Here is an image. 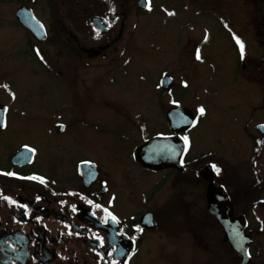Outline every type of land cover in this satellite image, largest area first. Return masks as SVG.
Here are the masks:
<instances>
[{"label": "flooded vegetation", "instance_id": "flooded-vegetation-1", "mask_svg": "<svg viewBox=\"0 0 264 264\" xmlns=\"http://www.w3.org/2000/svg\"><path fill=\"white\" fill-rule=\"evenodd\" d=\"M120 1L62 0L64 23L57 29L66 36L67 46L78 47L82 59H106L127 34L137 28L136 24H129L135 0H125L122 4ZM139 2L137 0L138 14L152 11L153 0L145 10L139 7ZM262 3L263 10L257 11V0H232L231 5L230 0H187L185 12L178 14L179 26L184 21L190 27H181L191 32L189 48L186 47L188 54L187 50L181 54L185 66H192L200 52L197 48L200 43L194 40L197 30L198 34L205 33L202 28L209 31V26L216 31L223 27L230 30L233 23L230 17L239 15V27L231 29L237 30L233 35L234 48L225 43L222 50L214 54L222 53L226 59L233 55L235 60L238 56L241 75L254 76L256 112L259 113H264V86L261 85L264 80V55L261 54V45H264L263 0ZM134 12L137 14V10ZM224 16L223 24H219L218 19ZM94 18L101 19L100 27L93 22ZM47 33L49 39L50 31ZM236 38L245 46L243 59ZM82 39H87L93 46L81 45ZM164 77L172 80L167 89L161 86ZM159 83L162 96L172 94L182 86L186 89L188 85L168 73L161 76ZM72 107H76L74 112L80 116L76 120L69 118L67 123L58 120L39 123L32 119L9 121V108L6 110L5 126L0 127V264H146L143 261L146 256L151 264L153 258L158 259L167 252L179 259L175 264H193L187 261V254L194 252L196 245L204 246L202 251L207 255L204 259L202 255L200 263L210 264L214 261V222L222 232L217 237L218 245L222 243L219 246L225 245V252L233 255V258L229 255L225 258L228 253L224 252L222 264H243L242 255L224 240V229L208 210L207 192L211 184L224 189L235 219L240 223L246 220L244 234L251 240L250 264H264V135L258 128L264 125L262 114L258 113L263 118L251 122L244 143L233 136L232 145L237 146L239 152H229L227 157L218 158L214 154L213 157L191 155L198 147V142L195 144L191 136L199 127L202 116L179 102L161 104L165 116L162 124L166 130L160 129L150 136L145 130V122L133 120H128L129 125L125 128L116 126L110 131L104 130L108 132L104 135L85 122L83 108L81 111L77 106H67L65 114L72 113ZM174 108L192 111L195 117L192 127L184 131L170 127L168 112ZM203 108L208 114V106L203 105ZM100 123L105 124L103 120ZM86 128L95 135L86 136ZM20 131L30 138L20 139L16 135ZM117 131H122L124 144L119 143L121 137ZM239 131L243 132V129ZM157 137L168 140L169 144L163 148L164 160L158 167H149L137 159L136 151ZM85 139L100 145L105 152L104 161L82 155ZM26 151L31 156L29 159L15 160ZM240 160L245 164L252 161L254 167L246 178L231 179L228 172L236 174L233 164ZM207 169V176H214L212 181L204 176ZM198 184L200 191H196ZM181 186L189 189L191 200L197 192L202 194L207 215L213 222L208 228L210 242L205 241L202 232L197 230L181 245L167 227V221L174 217L170 208L172 198L185 202L188 197L182 198ZM129 199L137 213L125 216L120 207ZM242 216L245 220L238 219ZM166 247H173L174 251L166 250Z\"/></svg>", "mask_w": 264, "mask_h": 264}, {"label": "rangeland", "instance_id": "rangeland-1", "mask_svg": "<svg viewBox=\"0 0 264 264\" xmlns=\"http://www.w3.org/2000/svg\"><path fill=\"white\" fill-rule=\"evenodd\" d=\"M124 1L121 0L120 4ZM186 1L153 0V9L146 14H138L137 0L134 4L132 1L133 12L129 24H136L137 28L132 29V33L129 32L106 59L92 61L82 59L78 47L67 46L66 36L57 29V26L64 23L62 1H1L0 105L9 108L8 120L32 119L39 123L57 120L66 122L69 118L76 120L80 116L74 112L76 107L70 108L72 113L69 114H65L68 111L64 110L67 106H77L79 110H84L85 122L91 123L104 135L108 134L104 130L110 131L116 126L125 128L129 125L126 122L133 120L145 122V130L150 136L160 129L166 130L162 124L165 116L160 109L161 104L176 101L202 116L199 127L191 136L195 144L198 142V147L191 151V155L213 157L214 154L220 158L227 157L229 152L238 153L237 146L232 145L233 136L236 141L244 143L245 132L251 128V122L263 118L259 114L264 116V113L256 112V80L254 76L246 78L241 75L239 57L236 56L235 60L230 55V59H226L222 53L217 56L214 54L220 52L225 43L234 48L233 35L237 30L231 29L239 27V15L236 18L230 17L233 22L230 30L221 27V31H216L210 26L209 31L202 28L201 31L205 32L203 34H198L197 30L194 40L200 43L197 48L201 58L192 66H185L181 54L187 50L186 47L189 48L191 32L181 27H190L186 22L183 21L179 26L178 14L185 12ZM21 7H28L35 12L50 31L49 39L38 43L18 24L16 12ZM260 9L263 10V3L257 0V11ZM136 10L137 14L134 12ZM223 19L226 16L217 22L223 24ZM80 44L87 48L93 46L87 39H82ZM261 46V54L264 55V45ZM164 73L173 74L176 80L188 83L186 89L182 86L172 94L160 95L162 91L159 80ZM261 85L264 86V80ZM203 105L208 106V114H205ZM201 108L204 109L203 114L199 111ZM102 120L104 125L100 123ZM242 129L243 132L239 131ZM92 134L89 129H85L86 136ZM16 135L20 139L30 138L23 131ZM117 135L121 137L119 143L124 144L122 131H117ZM84 143L86 148L82 155L104 161L105 152L98 143L89 139H85ZM233 167L237 172L229 171V177L235 179L239 176L244 179L249 176L254 165L252 161L245 164L240 160ZM199 186L196 191L201 190ZM180 191L182 198L186 195L188 197L184 199L185 202L177 197L172 198L170 208L174 217L167 221V227L175 233L181 245L197 230L202 232L205 241L210 242L208 228L213 226V222L207 215L202 194L197 192L191 200L186 186H181ZM129 200L123 201L120 207L125 216L137 213L136 207ZM220 233V227L214 222V240L211 241L212 245L214 243V261L210 264H222V259L228 255L233 258L232 254L225 252V245H222L223 248L219 246L222 243L218 245L217 237ZM169 248L174 249L166 247V250ZM203 249L204 246L196 245L194 252L188 251L187 261L201 264L202 255L203 259L207 257ZM224 252L228 253L224 255L225 258L222 257ZM169 254L167 252L158 259L151 257L154 260L151 264L177 263L179 259ZM147 257L143 261L149 264Z\"/></svg>", "mask_w": 264, "mask_h": 264}, {"label": "water", "instance_id": "water-1", "mask_svg": "<svg viewBox=\"0 0 264 264\" xmlns=\"http://www.w3.org/2000/svg\"><path fill=\"white\" fill-rule=\"evenodd\" d=\"M139 6L140 8H146L147 0H141ZM16 18L18 23L31 32L38 42H45L47 40L46 28L36 18L33 11L29 10L27 7H22L17 11ZM93 22L97 27H100L101 19L94 18ZM171 83V78L164 77L161 81V86L167 89ZM6 109L5 106L0 105V119L3 120L4 125ZM167 120L172 129L176 131H184L192 127L195 117L189 109L174 108L168 112ZM258 128L264 135V127L260 126ZM168 144V140H163L160 137L154 138L137 149V159L146 166L158 167V165L164 160L165 151L163 148ZM28 152L26 151L16 156L15 160L29 159L31 156L27 154ZM208 170L209 169L204 171V176L212 181L214 176L211 174L207 176L206 173ZM207 197L210 214L215 216L217 222L224 229V240L229 241L231 246L242 255L243 264H250L251 258L249 256V247L251 240L248 235L244 234V229L247 225L245 218L243 216L238 218L239 220H245L241 223L235 219L232 204L224 189L216 188L211 184L208 187Z\"/></svg>", "mask_w": 264, "mask_h": 264}, {"label": "snow or ice", "instance_id": "snow-or-ice-1", "mask_svg": "<svg viewBox=\"0 0 264 264\" xmlns=\"http://www.w3.org/2000/svg\"><path fill=\"white\" fill-rule=\"evenodd\" d=\"M172 14L173 13H169V15H172ZM236 43L239 46V50H240V53H241V58L243 59L244 51H245V46H244L243 42L241 40H239V38H236ZM196 58L197 59H200L201 58L200 55H199V53H197V57ZM199 111H200L201 114H203L204 109L201 108ZM3 126H5L4 125V122H3L2 119H0V127H3ZM262 127H264V126H262ZM185 141L187 142V138L186 137H185ZM213 167H215V166H213ZM216 171H217V173H219L220 170L219 169H216ZM41 182H43V181H41ZM112 219L115 220V217H112Z\"/></svg>", "mask_w": 264, "mask_h": 264}, {"label": "trees", "instance_id": "trees-1", "mask_svg": "<svg viewBox=\"0 0 264 264\" xmlns=\"http://www.w3.org/2000/svg\"><path fill=\"white\" fill-rule=\"evenodd\" d=\"M1 1H3V0H0V2H1ZM4 1H5V0H4ZM9 1H11V0H9ZM19 1H21V2H22V1H24V0H19ZM53 1H55V2H56V0H53ZM57 1H58V2H60V1H62V0H57Z\"/></svg>", "mask_w": 264, "mask_h": 264}]
</instances>
